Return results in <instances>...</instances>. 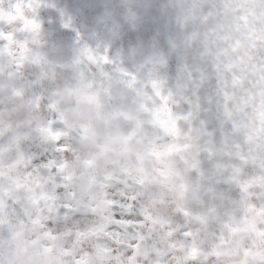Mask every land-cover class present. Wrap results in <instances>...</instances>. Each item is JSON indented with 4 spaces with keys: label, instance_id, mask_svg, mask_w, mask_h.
<instances>
[{
    "label": "clouds",
    "instance_id": "clouds-1",
    "mask_svg": "<svg viewBox=\"0 0 264 264\" xmlns=\"http://www.w3.org/2000/svg\"><path fill=\"white\" fill-rule=\"evenodd\" d=\"M0 264H264V0H0Z\"/></svg>",
    "mask_w": 264,
    "mask_h": 264
}]
</instances>
